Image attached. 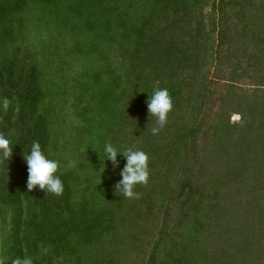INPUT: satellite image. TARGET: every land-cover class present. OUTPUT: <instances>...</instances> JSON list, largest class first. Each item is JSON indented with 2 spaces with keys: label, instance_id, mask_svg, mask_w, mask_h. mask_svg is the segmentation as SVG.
I'll list each match as a JSON object with an SVG mask.
<instances>
[{
  "label": "trees",
  "instance_id": "trees-1",
  "mask_svg": "<svg viewBox=\"0 0 264 264\" xmlns=\"http://www.w3.org/2000/svg\"><path fill=\"white\" fill-rule=\"evenodd\" d=\"M35 1L52 2L50 10H60L59 17H67L70 21L63 19L64 25L56 28L49 24L50 18H37L38 14L33 15L34 10L30 9ZM100 1L104 5L99 7L96 0H18L14 11V7H10L12 4L0 0V131L11 141L13 150L9 160L0 159V255L7 258V264L25 253L33 258L34 264H150L151 261L186 264L187 259L206 254L207 249L200 246L205 219L196 217L195 221L184 224L189 233L184 241L189 248L177 254L169 248L165 240L169 234L163 221L158 233L165 234L154 241L147 260L138 255L141 236L154 229L152 224H145L146 219L157 214L154 206H163L165 199L177 198L185 188L190 192L196 189L192 180L185 178L181 179L176 194H170L177 159V149L173 145L179 136L170 127H164L160 137L153 136L151 128L155 119L149 117L145 104L142 111L117 106L122 93L118 90L116 93L113 84L119 83L120 76L112 74L113 62L108 59L111 54L119 53L124 43L130 42L129 47L124 46L129 50V74L136 80L139 97L148 99L154 82L160 78L156 71L150 69L147 73L140 67L160 65L161 70L172 72L160 86L169 90L173 103L177 102L184 84L178 76L180 73L174 77L172 74L177 67L182 69L191 61L180 54L179 45L165 42L167 29L163 30L165 26H160L158 21L155 23L154 19H160L153 11L156 1L150 5L148 0H125L117 5L118 9L112 6V0ZM59 2L62 4L57 7ZM133 2L138 3L136 12H130ZM170 2L167 0L164 4L170 5ZM124 5H129V15L127 13L124 19L119 17L114 24L115 16L126 13ZM178 8V5L172 7ZM152 11L154 16L150 14ZM181 21L171 19L170 23L180 28ZM111 24L115 27H110ZM115 29L116 35L113 34ZM55 38H59L58 42ZM104 65L107 68L103 69ZM42 76L48 80L47 85ZM5 97L11 101L7 111L2 106ZM69 97L74 109L68 112L72 111L75 118L66 122L62 111ZM261 112L264 110L256 112L255 119ZM63 125L72 140L62 131ZM128 125L129 130H126ZM185 125L189 132L196 128V125ZM218 131L219 139L227 138L232 142L227 144L230 157L231 153H241L235 154L238 158L235 166L231 162V167L238 170L236 177L246 179L252 172L257 174L264 146H244L243 138L238 143L233 142L235 136H225L224 127H219ZM135 134L138 136H130ZM58 137L70 142V147L76 150L74 157H68L69 163L53 154ZM34 141L40 143L47 158L60 163L56 175L64 184L61 196L46 193L38 186L31 193L27 192L24 156L30 154ZM109 142L120 152L133 147L148 153L150 178L146 186H136L135 190L141 193L139 199L123 198L116 190L126 159L118 154L119 167L114 168L112 162L105 159L104 148ZM257 190L262 191L260 196L263 197L264 180ZM216 210L219 212L220 206L217 205ZM263 212L264 204L258 210L259 220H249L245 224L237 221L235 229L241 237L237 246L241 251L239 257L230 253L225 258L210 254L212 260L208 263L245 264L244 260L250 263L249 246L251 248L256 242L257 233L264 239ZM191 264H198V261L195 259Z\"/></svg>",
  "mask_w": 264,
  "mask_h": 264
},
{
  "label": "rangeland",
  "instance_id": "rangeland-1",
  "mask_svg": "<svg viewBox=\"0 0 264 264\" xmlns=\"http://www.w3.org/2000/svg\"><path fill=\"white\" fill-rule=\"evenodd\" d=\"M112 1L114 2L112 6L116 5L117 9L120 7H117L120 2H126L125 0ZM148 1L150 5L154 1L157 2L156 9L153 11L160 15V19L157 20L155 17L154 19L155 23L158 21L160 26H165L163 30L167 29L164 34L165 42L179 45L180 54L188 56L191 61L182 69L181 66L177 67L176 72L172 74L174 77L180 73L178 76L181 77L180 81L184 86L177 102L173 103V110L168 115L165 128L174 129L176 136H179L173 145L177 149L175 155L177 159L174 163L171 181L173 188L170 194H176L181 179L185 178L192 180L196 191L190 192L185 188L177 198L169 199V201L165 199L163 206L161 204L160 207L154 206L153 211L157 214L151 215L145 223L152 224L154 229L152 233L141 236L140 243L137 245L138 249L141 248L138 255L147 260L154 241L165 234L158 233L160 223L163 221L166 223L165 231L169 234L165 238L169 248L176 254L181 253L183 248H189L184 241L189 236L184 224L195 221L198 217L205 219L200 246L207 249L205 255L195 258L198 264H209L208 260H212L209 258L210 254L225 258L230 253L235 256L238 254L237 257H239L241 251L237 246L239 247L238 240L241 237L240 232L235 229L237 221L241 220L245 224L249 220L254 222L259 220L258 210L264 204V196H260L262 191L257 190V186L264 180V157L258 161L260 165L257 168L259 172L255 171L257 174L252 172L250 173L252 175L246 179L236 177L235 172L238 171H235L234 167L238 159L236 155L241 153H231L230 157L228 153L231 150L227 144L232 142L227 138L219 139L218 129L224 127L225 136H231V138L235 136L233 142L239 143L240 138H243L244 146L247 144L255 148L264 146V113L261 112L255 119L256 112L264 110V65H262L264 61V0H227L228 2L225 0H171L170 5L164 4L167 0ZM6 2L12 4L10 7H14L12 8L14 11L17 9L15 6L18 0H6ZM96 3L99 7L104 5L100 0H96ZM52 4V2L42 4L35 1L30 9L34 10L33 15L38 14L37 18L43 17L42 20L50 18L49 24L57 26L56 28L58 25H64L63 22L70 21L67 17H63L65 21L59 17L60 10L51 11L49 6ZM61 4L59 2L57 7ZM176 5L180 8L172 9ZM137 6L138 3L133 2L130 12L131 10L134 12ZM124 8L126 13L122 12L115 16L112 20L114 24H117L119 17L124 19L127 13L129 15V5L128 7L124 5ZM153 11L150 13L152 16H154ZM62 16L64 14H61ZM37 18L35 17L36 20ZM98 19L100 23L103 22L100 17ZM171 19L182 20L183 22L180 23L182 26L180 28L172 26ZM109 26L115 27L113 24ZM111 29L113 31L114 28ZM113 34H117L116 29ZM58 39L55 38V41L58 42ZM126 40L129 41L127 37ZM129 44L130 42L124 43L128 47ZM124 45L121 46L119 53L117 51L111 54L108 59L113 62L112 74L120 76L119 83L113 84L115 92L122 93V97H119L116 104L125 109L138 108L142 111L143 108L145 109L143 104L146 106L145 102L148 99L139 97L136 80L129 74V50ZM105 51L108 52V47ZM101 52L105 54L103 50ZM255 57H257L256 62ZM102 68H107V65ZM140 69L147 73L150 69L156 71L160 74V82L166 81L168 75L172 73L161 70L160 65L144 66ZM41 78L46 79L45 76ZM47 81V79L44 81L45 85ZM71 103L72 98L69 97L62 111L66 122L74 117L72 111L68 112L74 109ZM151 118L155 119V117ZM185 124L196 125V128L189 132ZM126 130H129V125L126 126ZM62 131L67 132L66 126L63 125ZM69 135L67 137L70 140L72 137ZM166 135L169 136L167 132ZM153 136L161 135L159 132L158 135ZM62 141L58 137L53 154L55 153V156L60 159H67L68 162V157H74L76 150L70 147V142ZM231 162L234 164L232 167ZM217 205L221 208L219 212L216 210ZM256 238L252 247L249 246L252 257L250 263L264 264V239L260 238L259 233ZM235 249L237 251L234 253ZM195 259H187L186 264L193 263ZM151 262L150 264H158V261ZM244 262L250 264L246 260Z\"/></svg>",
  "mask_w": 264,
  "mask_h": 264
},
{
  "label": "clouds",
  "instance_id": "clouds-1",
  "mask_svg": "<svg viewBox=\"0 0 264 264\" xmlns=\"http://www.w3.org/2000/svg\"><path fill=\"white\" fill-rule=\"evenodd\" d=\"M149 117H155V125L151 128L152 135H158L159 132L166 127L168 123V115L173 110V99L167 88L160 86L157 80L153 84L152 94L146 101ZM11 101L5 97L2 106L5 111L9 108ZM105 159L112 162L114 168L119 167L117 160L118 154H123L126 164L120 172L122 179L115 185L123 198L134 200L139 199L141 193L136 191L137 185L148 184L150 178L149 162L150 157L142 149L128 147L122 152L118 151L110 142L106 143ZM13 155L11 141L6 138L4 133L0 132V159L9 160ZM27 164L28 178L26 182L27 192L31 193L39 187L46 193L61 196L64 192L63 181L56 175L60 168L58 160L49 159L45 156L38 141H34L31 145V152L24 156ZM72 166V165H70ZM0 264H7V258L0 255ZM11 264H34L33 258L27 253L23 257H15L11 260Z\"/></svg>",
  "mask_w": 264,
  "mask_h": 264
}]
</instances>
